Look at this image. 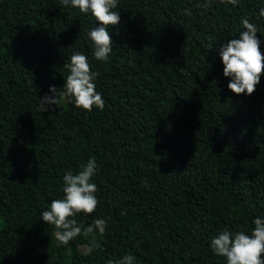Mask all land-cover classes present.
<instances>
[{
	"label": "trees",
	"instance_id": "trees-1",
	"mask_svg": "<svg viewBox=\"0 0 264 264\" xmlns=\"http://www.w3.org/2000/svg\"><path fill=\"white\" fill-rule=\"evenodd\" d=\"M210 3V7L205 5ZM264 0H119L107 62L88 36L99 22L60 0H0V264H227L211 240L251 235L264 219V75L229 90L219 49L257 26ZM98 72L105 108L65 97L71 56ZM95 157L99 201L74 218L108 227L63 246L41 213L64 196L63 177ZM98 248L89 252L92 241ZM264 260V256L261 257Z\"/></svg>",
	"mask_w": 264,
	"mask_h": 264
},
{
	"label": "clouds",
	"instance_id": "clouds-1",
	"mask_svg": "<svg viewBox=\"0 0 264 264\" xmlns=\"http://www.w3.org/2000/svg\"><path fill=\"white\" fill-rule=\"evenodd\" d=\"M119 0H60L67 7L71 5L82 13H89L99 22V27H93L88 36L94 43V57L98 61L107 62L112 51L113 40L107 26H116L121 22L120 13L114 11L118 7ZM236 6L237 0H228ZM210 7V3L205 5ZM264 16V8L260 10ZM243 31L239 39H232L219 49L220 57L224 65V76L231 78L228 84L230 91L236 95L247 94L251 96L260 83L261 75H264V54L260 49L261 41L257 38V26L248 19L241 21ZM65 67L69 70L63 86L64 91L57 92L55 86H50L51 95H44L40 99L41 109L44 112H54L57 106L65 99L70 98L76 108L88 112L93 106L99 110L105 108V100L96 91L94 81L99 76L98 72L91 71L86 55L76 52L70 58V63ZM98 165L95 157L81 166L78 174L67 172L63 177V193L61 199L51 202L50 208L41 213L42 220L48 225H54L57 231L54 235L63 246L83 234L88 236L94 232L103 235L108 227L104 219H95L87 227L78 224L74 218L77 214H92L99 203L97 185L91 182L97 174ZM254 229L251 235L244 231L230 232L224 230L211 240V249L217 255L227 258V264H264L261 259L264 256V219L254 220ZM95 240L89 247L98 248ZM135 257L124 255L115 262L108 264H133Z\"/></svg>",
	"mask_w": 264,
	"mask_h": 264
},
{
	"label": "rangeland",
	"instance_id": "rangeland-1",
	"mask_svg": "<svg viewBox=\"0 0 264 264\" xmlns=\"http://www.w3.org/2000/svg\"><path fill=\"white\" fill-rule=\"evenodd\" d=\"M0 228H1V226H0Z\"/></svg>",
	"mask_w": 264,
	"mask_h": 264
}]
</instances>
